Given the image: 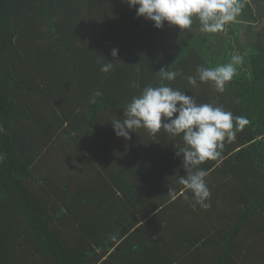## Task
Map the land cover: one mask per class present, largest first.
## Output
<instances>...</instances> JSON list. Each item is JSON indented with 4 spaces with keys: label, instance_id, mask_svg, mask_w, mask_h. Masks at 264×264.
Here are the masks:
<instances>
[{
    "label": "trees",
    "instance_id": "trees-1",
    "mask_svg": "<svg viewBox=\"0 0 264 264\" xmlns=\"http://www.w3.org/2000/svg\"><path fill=\"white\" fill-rule=\"evenodd\" d=\"M215 34L196 17L157 29L124 0H0V264H264V45ZM232 53L244 59L224 92L188 84ZM161 68L247 120L198 166L207 208L179 183L181 137L113 130Z\"/></svg>",
    "mask_w": 264,
    "mask_h": 264
},
{
    "label": "clouds",
    "instance_id": "clouds-1",
    "mask_svg": "<svg viewBox=\"0 0 264 264\" xmlns=\"http://www.w3.org/2000/svg\"><path fill=\"white\" fill-rule=\"evenodd\" d=\"M136 10L138 17L154 22V27L162 29L167 23L178 26L181 31L190 29L193 17L198 18L203 32H216L224 24L233 20L242 5L237 0H124ZM112 57L118 56V49H112ZM243 56L232 53L231 61L215 67L198 65L197 76H186L188 84L197 85L200 82H212L217 92H224L225 85L237 73V65L243 63ZM113 68V61L101 65L100 71L107 74ZM161 84L146 86L138 96L123 108L121 119L111 121L117 137L131 139V132L145 129L149 134L156 135L163 129L170 138L181 137L183 146L176 151L182 158V167L188 171L187 176H181L179 183L191 192L192 207L200 205L207 208L210 190L206 184L207 171L198 167L208 160L220 156L218 149L223 147L225 138L230 142L234 138L232 131L234 121L237 126L247 123L244 117H233L230 111L222 106L210 103L198 104L186 93L164 84L163 81H173L180 75L176 71L165 68L159 70ZM136 85L133 84V87ZM102 93L94 92L92 103ZM2 131V129H0ZM168 195L175 199V192L170 188ZM185 199H188L185 196ZM112 239H115L113 236Z\"/></svg>",
    "mask_w": 264,
    "mask_h": 264
},
{
    "label": "crops",
    "instance_id": "crops-1",
    "mask_svg": "<svg viewBox=\"0 0 264 264\" xmlns=\"http://www.w3.org/2000/svg\"><path fill=\"white\" fill-rule=\"evenodd\" d=\"M237 3L242 7L234 19L229 21L231 28L236 24L237 30L231 34V30L226 29L224 24L221 30L216 31L214 39L219 43L226 36H238L246 51L260 42L264 45V0H237Z\"/></svg>",
    "mask_w": 264,
    "mask_h": 264
},
{
    "label": "rangeland",
    "instance_id": "rangeland-1",
    "mask_svg": "<svg viewBox=\"0 0 264 264\" xmlns=\"http://www.w3.org/2000/svg\"><path fill=\"white\" fill-rule=\"evenodd\" d=\"M72 168V167H71Z\"/></svg>",
    "mask_w": 264,
    "mask_h": 264
}]
</instances>
